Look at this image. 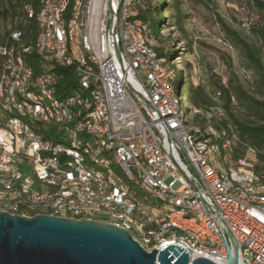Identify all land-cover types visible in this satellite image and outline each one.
I'll use <instances>...</instances> for the list:
<instances>
[{
    "label": "bare ground",
    "instance_id": "bare-ground-1",
    "mask_svg": "<svg viewBox=\"0 0 264 264\" xmlns=\"http://www.w3.org/2000/svg\"><path fill=\"white\" fill-rule=\"evenodd\" d=\"M33 3L37 6L36 12L32 9ZM54 4L55 0H28L23 7L26 16L35 19L39 31L32 64L25 61V55L32 54L31 48L0 43V138H6L8 150L7 155H3L7 170L0 168V212L27 218L48 215L112 224L128 231L146 251H159L174 241L187 240L201 257L218 254L223 245L221 232L193 212L191 205L178 202L149 186L148 182L137 180L131 164L123 159L119 136H114L99 109L85 108L94 106V98L91 89L80 80V64L85 65L82 67L84 76L99 73L98 60L87 56L84 42L76 38L77 32H81L79 16L86 14V0H62L61 11L52 9V18L58 19L55 30L60 37L54 51L63 53L58 68L71 71L69 87L79 99L69 90L59 97L63 76L56 65L49 64L55 61V54L41 52L42 32L50 29V9ZM131 5L132 0H124V6L131 12L125 18L124 34L133 37L139 47L150 54L152 65L168 80L173 118L181 136L194 139L195 148L210 167V174L224 196H236L242 208L264 214V176L253 171L255 154L246 151L236 161L239 163L230 160L226 131L210 126L212 120L223 116V110L212 107L201 111L186 103L185 95L176 85L179 67L158 55L147 24L142 20V26L141 19L131 11ZM19 36L18 32H13L10 37L16 41ZM19 70L29 76L28 84L18 86ZM27 109L41 115L33 116ZM78 113H83L82 123H87L85 136ZM196 118L204 120V126H194ZM52 133L59 137L58 141L50 139ZM23 134L64 150L66 156H58L61 165H54V171H43L33 153L25 147ZM107 148H111V152ZM79 169H86L88 182L74 177L73 170ZM9 173L20 174L25 179ZM252 180L260 184L246 183ZM112 194L130 201L131 209L113 203ZM157 208L163 217L179 214L189 226L160 220Z\"/></svg>",
    "mask_w": 264,
    "mask_h": 264
},
{
    "label": "built area",
    "instance_id": "built-area-1",
    "mask_svg": "<svg viewBox=\"0 0 264 264\" xmlns=\"http://www.w3.org/2000/svg\"><path fill=\"white\" fill-rule=\"evenodd\" d=\"M61 3L62 0H55L50 9V29L42 32L41 48V52L55 54V61H49V64L57 68L63 53L54 51V44L60 43V37L56 34L55 23L58 19L52 18V9L61 11ZM106 3L107 0H86V14L79 16L81 32H77L76 38L84 42L86 55L93 56L99 62V73L96 76L82 75V67L85 65L80 64V80L86 88L91 89L94 98V106L85 108L99 109L114 136H119L123 159L131 164V171L137 180L148 182L149 186L165 192L178 202L191 205L192 211L221 232L222 237L224 223L237 241L239 264H264V214L242 208L236 196H224L221 187L217 186L214 176L210 174V167L203 162L199 149L195 148L194 139L181 136L173 118L168 80L152 65L150 54L145 53L133 37L124 34L125 18L131 13L124 6V0H112L122 66L116 61L108 33ZM58 69L61 75V68ZM18 76V86L29 83V76L23 70H19ZM65 89L74 92L70 87ZM74 93L79 99L77 93ZM136 93L147 99L151 107L143 103ZM27 110L33 116L41 115ZM82 115L78 113V122L85 136L87 123H82ZM23 136L25 147L33 153V158L37 159L43 171H54V165H61L58 164V156H66L64 150H57L49 144ZM107 150L111 152V148ZM7 153L6 138L2 137L0 168L3 170H7V164L3 163V155ZM73 172L74 177L88 182L86 169ZM9 175L25 179L20 174ZM246 183L260 184L253 180ZM111 198L116 205L131 209L130 201L121 200L114 194ZM156 212L160 220H168V224L189 226L180 219L179 214L163 217L158 208ZM172 244L186 251L190 261L197 255V248H193L190 241H174ZM207 258L225 264L224 244L218 254H209Z\"/></svg>",
    "mask_w": 264,
    "mask_h": 264
},
{
    "label": "water",
    "instance_id": "water-1",
    "mask_svg": "<svg viewBox=\"0 0 264 264\" xmlns=\"http://www.w3.org/2000/svg\"><path fill=\"white\" fill-rule=\"evenodd\" d=\"M108 33L116 61L122 57L116 40L117 23L112 0H107ZM143 103L149 101L139 93ZM225 264H239V247L223 223ZM0 264H218L196 255L190 261L176 245L150 252L134 241L128 231L112 224L73 220L48 215L22 217L0 212Z\"/></svg>",
    "mask_w": 264,
    "mask_h": 264
},
{
    "label": "rangeland",
    "instance_id": "rangeland-1",
    "mask_svg": "<svg viewBox=\"0 0 264 264\" xmlns=\"http://www.w3.org/2000/svg\"><path fill=\"white\" fill-rule=\"evenodd\" d=\"M252 0H164L162 23L158 37L152 36L151 41L164 55L172 54L174 67L183 71L186 81L194 86L201 85L206 92L212 93L213 83L221 81L224 85L233 78L249 93L254 91L255 74L248 69L241 52L229 41L230 32L241 39L254 43L249 35V28L256 23L257 14L250 4ZM159 0H132L131 11L138 15L144 11L153 18L154 8ZM0 3V11L6 8ZM248 26V27H246ZM13 24L9 19L0 16V37ZM177 62L179 64H177ZM176 85L179 86L181 74L177 73ZM186 103L189 104L188 96ZM212 120L210 126L218 129ZM204 120L195 119L194 126H204ZM229 127V126H228ZM226 131L225 128H222ZM227 134V132H226ZM53 141H58L56 134H49Z\"/></svg>",
    "mask_w": 264,
    "mask_h": 264
},
{
    "label": "trees",
    "instance_id": "trees-1",
    "mask_svg": "<svg viewBox=\"0 0 264 264\" xmlns=\"http://www.w3.org/2000/svg\"><path fill=\"white\" fill-rule=\"evenodd\" d=\"M164 0H159L154 8L155 15L150 18L144 11L138 12V18L147 24L150 38L158 37L159 26L162 23V9ZM28 0H0L6 4V8L0 11V16L9 19L13 28L7 30L1 37L0 43L16 48H31L32 54L25 55V61L32 64L33 53L35 51L39 31L34 18H28L23 10ZM255 13L257 21L247 30L254 43H249L241 39L234 32H230L229 41L236 47L244 57L246 67L255 74L254 91L249 93L240 84L233 82V78L227 85L221 81H215L212 93L206 92L201 85L194 86L191 81H186L182 70L181 80L178 89L188 96L189 104L192 108L206 111L212 107H219L224 112V118L219 123L214 124L216 128H225L227 140L229 142L230 160L236 162L246 151L252 152L256 156V164L253 168L254 173L264 176V0H252L250 3ZM34 12L37 10L35 3L32 4ZM18 32L19 41L12 40L11 34ZM152 39V38H151ZM14 41V42H13ZM30 46V47H29ZM158 55L167 62L172 58V54L165 55L156 48ZM60 74V70H58ZM63 76L59 97L62 92H67L72 74L69 69L61 70ZM177 76V74H176ZM177 79V77H176ZM204 122L202 123V125ZM229 126V127H228ZM231 145V146H230Z\"/></svg>",
    "mask_w": 264,
    "mask_h": 264
}]
</instances>
